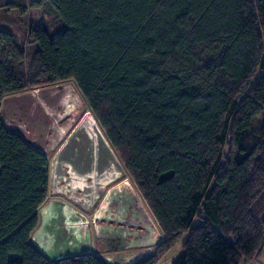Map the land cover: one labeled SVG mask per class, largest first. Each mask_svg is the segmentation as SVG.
Here are the masks:
<instances>
[{"label":"trees","instance_id":"1","mask_svg":"<svg viewBox=\"0 0 264 264\" xmlns=\"http://www.w3.org/2000/svg\"><path fill=\"white\" fill-rule=\"evenodd\" d=\"M5 7L21 16L39 9L47 20L24 39L0 29V264H105L97 254L51 262L31 243L51 161L1 116L5 98L67 83L162 233L139 264H159L185 234L174 264H251L263 255L264 0Z\"/></svg>","mask_w":264,"mask_h":264},{"label":"water","instance_id":"2","mask_svg":"<svg viewBox=\"0 0 264 264\" xmlns=\"http://www.w3.org/2000/svg\"><path fill=\"white\" fill-rule=\"evenodd\" d=\"M73 108L80 110L82 118L72 130V126H61V123L69 116L66 111ZM1 116L5 124L22 134L31 146L53 155L50 163L52 199L40 209V224L31 238V243L46 259L58 262L95 253L139 250L136 262L139 264L153 255L163 238L162 233L74 83L9 96L2 103ZM88 180L91 181L89 188L76 185ZM115 184L100 203L106 188ZM124 191L129 192L141 210L144 225L135 227L138 236L131 231L134 226L103 217L106 212L115 217L124 215L120 209L116 214L110 209L114 197ZM67 192L72 195L67 201L56 199L67 197ZM85 202L89 204L86 206ZM93 241L97 245L101 243L104 249L96 248L95 252Z\"/></svg>","mask_w":264,"mask_h":264},{"label":"rangeland","instance_id":"3","mask_svg":"<svg viewBox=\"0 0 264 264\" xmlns=\"http://www.w3.org/2000/svg\"><path fill=\"white\" fill-rule=\"evenodd\" d=\"M13 0H0V29L10 31L13 33H20L24 39L26 34V28H41L47 20L42 10H31L27 15L21 16L17 11L7 12L6 7L2 8L6 3L12 2ZM50 21V19H48ZM17 34V33H16ZM19 35V34H17ZM26 40V39H25ZM30 39L26 42L30 43ZM84 100V99H83ZM85 102V101H84ZM86 103V102H85ZM89 110V108H88ZM90 111V110H89ZM50 161L52 160V154H48ZM52 199L49 194L48 200ZM200 221L197 219L194 222V226L198 225ZM188 235L185 234L180 242L159 262V264H174L177 259L183 253V245L186 242ZM156 249V248H155ZM154 249V252H155ZM139 250H131L121 253L106 254L102 255V259L105 264H136L138 260ZM154 254V253H153ZM109 260V263L107 261Z\"/></svg>","mask_w":264,"mask_h":264},{"label":"flooded vegetation","instance_id":"4","mask_svg":"<svg viewBox=\"0 0 264 264\" xmlns=\"http://www.w3.org/2000/svg\"><path fill=\"white\" fill-rule=\"evenodd\" d=\"M66 113L69 115L67 119H65L62 123L61 126L67 125L69 127L72 128V130L76 127L77 123L79 122V120L82 118V115H80V110L79 109H69L66 111ZM66 128V127H65ZM52 136V133H51ZM87 183H81V182H77L76 185L78 186V188H82V189H86L90 187V183L91 181L88 180L86 181ZM65 183H63L62 185L64 186ZM102 185H106V183H101ZM115 185H111L108 186L106 188V192L104 194V196L102 197V199L100 200V203L103 201L106 193L113 188ZM67 197H58L56 199H61V200H65L69 199L70 197H72V195L67 192ZM78 197L81 198L82 194L81 192H78ZM87 201V200H86ZM89 202V201H88ZM85 202V205L87 206L89 203ZM114 202V203H113ZM113 206H111V212H113L114 214H116V212L118 211V209L122 210L124 212V215H122L121 217H115L114 215H110L109 213H105L103 215V217L105 219H118L126 224H129L131 226H134L132 228V233L136 234L138 236V229H136L135 227H142L144 225L143 223V219H142V214H141V210L138 208V205L136 204V202H134L133 199H131V196H129V192L124 191V194L122 195H116L112 201ZM100 204L98 205L96 211L98 210ZM90 219H92V216L90 217ZM104 223V222H103ZM110 225H113L112 223H110ZM93 247L94 249L96 248H100V249H104V247L101 245V243H99V245L96 244L95 241H93Z\"/></svg>","mask_w":264,"mask_h":264},{"label":"crops","instance_id":"5","mask_svg":"<svg viewBox=\"0 0 264 264\" xmlns=\"http://www.w3.org/2000/svg\"><path fill=\"white\" fill-rule=\"evenodd\" d=\"M48 202V201H47ZM98 250L100 249V248H97ZM95 250V252H96V249H94ZM100 250H102V249H100ZM95 254H97V253H95ZM98 255V254H97ZM102 256V255H101ZM251 264H264V253H263V255L257 260V261H255V262H253V263H251Z\"/></svg>","mask_w":264,"mask_h":264}]
</instances>
